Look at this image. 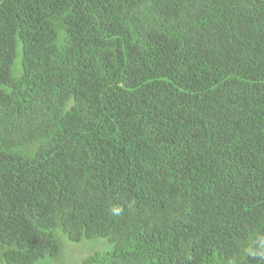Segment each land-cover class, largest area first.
Here are the masks:
<instances>
[{"label":"trees","instance_id":"16d2710c","mask_svg":"<svg viewBox=\"0 0 264 264\" xmlns=\"http://www.w3.org/2000/svg\"><path fill=\"white\" fill-rule=\"evenodd\" d=\"M44 259L264 264V0H0V264Z\"/></svg>","mask_w":264,"mask_h":264},{"label":"rangeland","instance_id":"374dc122","mask_svg":"<svg viewBox=\"0 0 264 264\" xmlns=\"http://www.w3.org/2000/svg\"><path fill=\"white\" fill-rule=\"evenodd\" d=\"M59 238L60 239H58L59 240V243H60V245L62 246V251H61V255L63 254V256H64V258L63 259H65L66 258V261H68V259H71L72 257V255L73 256H81V254H82V256L84 255V251H81L80 249H78V248H73V249H68V247H67V251H68V253L66 254L65 253V251H64V248L68 245V246H73V245H82L83 247H84V245L86 244H88V245H95V244H97L98 242H100V241H104V240H101V239H99V240H96V241H94V242H86V241H84V240H81L80 242H78V243H70V242H68L66 239H65V237L61 234L60 236H59ZM101 249H97L96 251H100ZM59 258H60V256L59 257H57V258H55V261H57V260H59ZM81 259H82V257H81ZM48 263V260H46V259H44L43 261H39V262H37V263H35V264H47Z\"/></svg>","mask_w":264,"mask_h":264}]
</instances>
